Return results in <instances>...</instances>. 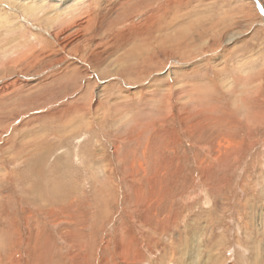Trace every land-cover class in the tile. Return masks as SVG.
I'll return each mask as SVG.
<instances>
[{"label":"rangeland","instance_id":"rangeland-1","mask_svg":"<svg viewBox=\"0 0 264 264\" xmlns=\"http://www.w3.org/2000/svg\"><path fill=\"white\" fill-rule=\"evenodd\" d=\"M0 264H264L253 0H0Z\"/></svg>","mask_w":264,"mask_h":264},{"label":"bare ground","instance_id":"bare-ground-1","mask_svg":"<svg viewBox=\"0 0 264 264\" xmlns=\"http://www.w3.org/2000/svg\"><path fill=\"white\" fill-rule=\"evenodd\" d=\"M21 1H29V0H21ZM35 2H37L38 3V1H40V0H34ZM42 1H44V0H42ZM71 1H74V0H71ZM89 1V0H88ZM99 1H101V0H99ZM104 1V0H103ZM258 1V0H257ZM83 2V1H82ZM87 2V1H86ZM95 2V1H94ZM93 2V3H94ZM259 2V1H258ZM74 3V2H73ZM77 3V2H76ZM103 3V2H102ZM112 3V2H111ZM115 3V2H114ZM140 3V2H139ZM138 3V4H139ZM45 4H46V2H45ZM67 4V3H66ZM71 4V3H70ZM92 4V3H91ZM98 3H96V5H97ZM100 4V3H99ZM106 4V3H105ZM117 4V3H116ZM138 4H136V5H138ZM55 5V4H54ZM72 5V4H71ZM86 5V4H85ZM102 5V4H101ZM107 5V4H106ZM117 6V5H116ZM71 7V6H70ZM88 7V6H87ZM110 7V6H109ZM95 9H96V7H94ZM106 8V7H105ZM111 8H113V7H111ZM64 9V8H63ZM98 9V8H97ZM106 9H108V8H106ZM69 10H70V8H69ZM99 10H100V8H99ZM112 10V9H111ZM64 11V10H63ZM98 11V10H97ZM66 12V11H65ZM71 13V12H70ZM101 13V12H100ZM102 13H105V12H102ZM107 13V12H106ZM112 13H114V12H112ZM68 15V14H67ZM102 15V14H101ZM100 15V16H101ZM107 18V17H106ZM102 20V19H101ZM129 25V24H128ZM116 31V30H115ZM133 31V30H132ZM117 35V34H116ZM135 35H137V34H135ZM138 35H140V34H138Z\"/></svg>","mask_w":264,"mask_h":264},{"label":"water","instance_id":"water-1","mask_svg":"<svg viewBox=\"0 0 264 264\" xmlns=\"http://www.w3.org/2000/svg\"><path fill=\"white\" fill-rule=\"evenodd\" d=\"M253 1L256 3V6L258 10L260 11V13L264 16V12H262L259 2L257 0H253Z\"/></svg>","mask_w":264,"mask_h":264}]
</instances>
